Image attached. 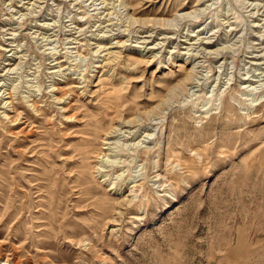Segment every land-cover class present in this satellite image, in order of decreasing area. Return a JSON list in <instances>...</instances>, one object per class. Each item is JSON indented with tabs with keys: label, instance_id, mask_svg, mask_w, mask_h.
Returning a JSON list of instances; mask_svg holds the SVG:
<instances>
[{
	"label": "rangeland",
	"instance_id": "374dc122",
	"mask_svg": "<svg viewBox=\"0 0 264 264\" xmlns=\"http://www.w3.org/2000/svg\"><path fill=\"white\" fill-rule=\"evenodd\" d=\"M0 264H264V0H0Z\"/></svg>",
	"mask_w": 264,
	"mask_h": 264
},
{
	"label": "bare ground",
	"instance_id": "6f19581e",
	"mask_svg": "<svg viewBox=\"0 0 264 264\" xmlns=\"http://www.w3.org/2000/svg\"><path fill=\"white\" fill-rule=\"evenodd\" d=\"M225 153H226V152H225ZM225 153H224V154H225ZM179 160H180V163H182L181 159H179Z\"/></svg>",
	"mask_w": 264,
	"mask_h": 264
}]
</instances>
